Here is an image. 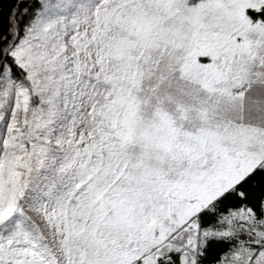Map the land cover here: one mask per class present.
<instances>
[{"label": "snow or ice", "instance_id": "obj_1", "mask_svg": "<svg viewBox=\"0 0 264 264\" xmlns=\"http://www.w3.org/2000/svg\"><path fill=\"white\" fill-rule=\"evenodd\" d=\"M0 264H264V0H0Z\"/></svg>", "mask_w": 264, "mask_h": 264}, {"label": "trees", "instance_id": "obj_2", "mask_svg": "<svg viewBox=\"0 0 264 264\" xmlns=\"http://www.w3.org/2000/svg\"><path fill=\"white\" fill-rule=\"evenodd\" d=\"M5 2H6V0H5Z\"/></svg>", "mask_w": 264, "mask_h": 264}]
</instances>
